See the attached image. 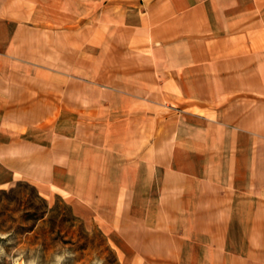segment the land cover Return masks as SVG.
Instances as JSON below:
<instances>
[{
  "label": "crops",
  "instance_id": "obj_1",
  "mask_svg": "<svg viewBox=\"0 0 264 264\" xmlns=\"http://www.w3.org/2000/svg\"><path fill=\"white\" fill-rule=\"evenodd\" d=\"M88 208L123 264H264V0H0V185Z\"/></svg>",
  "mask_w": 264,
  "mask_h": 264
},
{
  "label": "rangeland",
  "instance_id": "obj_2",
  "mask_svg": "<svg viewBox=\"0 0 264 264\" xmlns=\"http://www.w3.org/2000/svg\"><path fill=\"white\" fill-rule=\"evenodd\" d=\"M27 179L0 185V264H123L86 207Z\"/></svg>",
  "mask_w": 264,
  "mask_h": 264
}]
</instances>
